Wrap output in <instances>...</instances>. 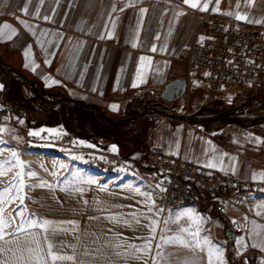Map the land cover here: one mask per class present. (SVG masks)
<instances>
[{"label":"crops","instance_id":"0c3cea01","mask_svg":"<svg viewBox=\"0 0 264 264\" xmlns=\"http://www.w3.org/2000/svg\"><path fill=\"white\" fill-rule=\"evenodd\" d=\"M191 3L198 7L192 8L183 0H0V61L35 79L38 90L47 97L71 98L78 100L80 105L95 103L113 119H127L141 112L133 111V104L144 106L160 94L168 82L186 76L189 47L205 12L235 13L247 18L239 21L264 28V0H219L218 3L217 0H191ZM129 4L133 6H126ZM204 4L208 5L207 10H200ZM25 6L27 13L23 11ZM142 8L147 9L143 15ZM45 16L50 19L45 20ZM227 16L236 19L235 15ZM21 20L31 30L25 28ZM5 23L16 30L14 35L11 29L3 28ZM141 57L146 59L142 61ZM12 82L20 87L21 96L16 97L12 92ZM0 85L3 86L0 88L2 113L13 121V128L25 130L22 137L8 135V139L28 142L29 145L20 151L29 157L42 155L34 152H40L38 150L47 145L66 148L71 159L76 157L73 148L62 142L64 132L74 136L77 146L107 148L127 158H138L151 146L169 160L181 158L200 169L264 182L261 175L264 174V121L239 125L228 119L214 118L213 110L217 108L232 113L229 105L233 102L223 103L219 94L207 89L202 82L192 81L187 95L170 103L174 112L193 115V119L171 118L148 111L125 121L129 122L127 130L138 139L129 147L112 137H82L76 119L68 112L65 117L74 119L76 127L70 128L67 121L63 122L64 105L77 103L68 101L63 106H42L38 99H31L34 95L31 86L1 63ZM139 90L143 96H134ZM237 97L234 96V100ZM242 101L238 100L237 104ZM4 135H0V140ZM16 152L14 148L0 149V154H11L12 158ZM77 157L83 159L72 163L80 170L51 181L47 180L45 169L21 182L19 175L11 177L19 173L20 167L16 170L15 164L8 163L5 171L0 167V192L3 193L0 218H5L9 191L16 190L21 183L25 186L21 189L25 193L22 194L23 208L29 206L34 211L26 215L16 213L15 221L5 226L4 232H14L22 217L25 221L35 219L41 224L49 221L47 227L54 231L53 241L63 246L57 254L74 257L72 261H56L55 264H208L209 245L203 240L204 250L201 251L174 239L179 236L188 244H194L189 232L197 230L201 238H209L211 246L222 253V260H217L213 254V264H232L229 259L232 245L244 249L260 242L259 236L253 238L252 222L264 225V194L248 198L250 214L235 205L230 206L232 215L244 221L246 228L242 240L229 243L213 209L205 212L199 205L190 204L169 210L163 218L160 214L154 215L158 211L154 199L152 195L149 198L140 194L150 192L143 188L138 176H114L90 170L84 165L86 157ZM209 163L214 166L208 167ZM253 174H256L255 179ZM90 179L96 183H87ZM29 185L33 187H27ZM5 189L9 191L4 192ZM19 194L15 197L17 200ZM189 209L191 218L188 215L176 218V214ZM170 218L174 222L166 227L164 221ZM152 221L156 222L155 233L148 227ZM24 228L15 233V240L21 247L31 239L30 233L43 232L42 228L28 229L26 223ZM151 235L155 239L150 253L129 247L143 246L144 238ZM8 239L12 238L6 235L5 240ZM166 240L170 242L165 243ZM0 246L15 252V256L5 252L0 258L19 264L20 253L16 251L15 242L0 241ZM42 247L46 245L42 243ZM253 248L261 250L259 246ZM24 257L28 258V254ZM48 261L52 264L50 257Z\"/></svg>","mask_w":264,"mask_h":264},{"label":"built area","instance_id":"2783aa9c","mask_svg":"<svg viewBox=\"0 0 264 264\" xmlns=\"http://www.w3.org/2000/svg\"><path fill=\"white\" fill-rule=\"evenodd\" d=\"M186 64L187 90L192 81H199L216 94L233 92L241 98L264 95V28L207 11L189 47ZM134 96H143V92L136 91ZM151 105L174 112L160 94L144 106L133 104L132 110L143 111ZM11 125L13 121L0 109V135ZM62 142L71 146L75 155L85 156L84 165L90 170L138 176L143 188L151 193L157 210L164 209L160 212L162 218L169 210L190 204L199 205L205 212L213 209L229 243L244 236L246 228L244 221L232 215L230 206L250 214L248 198L264 194L262 181L200 169L181 158L169 160L151 146L146 147L142 156L127 158L107 148L77 146L71 134L64 136ZM229 259L232 264H264V252L249 245L244 249L232 245Z\"/></svg>","mask_w":264,"mask_h":264},{"label":"snow or ice","instance_id":"6c2138e0","mask_svg":"<svg viewBox=\"0 0 264 264\" xmlns=\"http://www.w3.org/2000/svg\"><path fill=\"white\" fill-rule=\"evenodd\" d=\"M183 2L185 4H191L192 8H197L198 7V5L196 3H191V0H183ZM218 2H219V0H217V3ZM126 6H133V5L129 4V5H126ZM238 7H239V3L237 4V8ZM207 8H208L207 4H204V5L200 6V10H207ZM112 10L116 11V8L113 7ZM122 10L123 9H121V11ZM213 10L216 11L217 9H213ZM23 11L25 13H27V6H25ZM145 12H147V9H143L142 8L141 9V14L143 15V13H145ZM36 14L39 15V9H37V13ZM180 14L182 15L183 13H180ZM226 14L230 15V16L235 15V18L238 19V20L247 19L244 16H240L238 14L231 13V12L226 13ZM44 19L45 20H49L50 18L48 16H45ZM19 22L21 24H23L25 26V28H28L29 30H31L30 26L25 21L21 20ZM248 22H252V21H248ZM256 23H260V21H256ZM113 27H115V24H113ZM3 28L4 29H11V32H12L13 35L16 33V30L14 28H11V26L8 25L7 23H5L3 25ZM9 38H11V37L9 36ZM101 38H103V37H101ZM157 39H158V37H157ZM201 39H203V38H201ZM151 50L153 52L156 51L155 46H153ZM140 59L143 61L146 58L145 57H141ZM46 63H48V62L46 61ZM33 70H35V69H33ZM205 75H208V73H206ZM136 86H137L136 84H133V87H136ZM2 87L3 86L0 85V88H2ZM112 107H113V110H115L116 106L113 105ZM257 139H259V138H257ZM81 143H83V142H81ZM113 150H115V148H113ZM73 159H83V157H73ZM17 163H19V161H17ZM207 166L208 167H213L214 165L209 163ZM60 167L64 168V167H66V165L61 164ZM52 174L55 175V173H52ZM27 175L35 176L36 173L29 171L27 173ZM261 175L264 176V174H261ZM255 177H256V174H253V179H255ZM87 183L92 184V183H96V181L90 179V180L87 181ZM23 187H25V186L22 183L19 186H17L16 187L17 193H19V191ZM27 187H33V186L29 185ZM101 187L104 188V187H106V185L105 186H101ZM128 187H132V186L129 185ZM157 187H159V185H157ZM160 190L161 191H165V189H163V188H161ZM7 191H9V189H5L4 190V192H7ZM79 191H83V189H79ZM136 191L139 192V189L137 188ZM140 194L141 195H145V196H147L149 198L151 196V193H140ZM2 198H3V193L0 192V199H2ZM11 198L12 197H10V199ZM153 203H155V201H153ZM21 204H23V198L21 199ZM150 210L151 209H149V211ZM0 211H2V209H0ZM15 211L19 215L23 211V209L20 206H18L17 210H15ZM163 211H164V209H159L156 213H154V215H159L160 212H163ZM182 215H188L191 218V210L190 209L189 210H185L184 212L176 214V218H179V216H182ZM257 215H261V213L257 212ZM112 218L115 219V217H112ZM133 218L136 220V223L140 222L139 219L135 217V214H133ZM201 219H205V218H201ZM245 219L247 220V217H245ZM13 222H14V217H12L11 214H9V217H8L7 220H4V219L0 218V241H4L6 244H12L13 242L16 243V251L20 253L19 264H49L48 257L51 258L52 264H55L56 261H64V260L72 261L74 259V257L70 256V255H58L57 254L58 252L62 251L63 246L62 245H58V244H56L53 241L54 231L50 230L47 227L50 224L49 221L44 220L43 223L41 224L38 220L29 219V220L25 221L24 218L22 217L20 225L15 229L14 232L5 233L4 232L5 226L8 225V224H11ZM127 222L128 221H125V223H127ZM171 222H174L171 218L168 219V220H165L164 221L165 226L167 227V225L169 223H171ZM25 223L27 224L28 229L42 228L43 232L30 233L31 239L29 241H26V246L25 247H21L19 241L15 240V233L24 231L25 230V228H24ZM70 223H74V222H70ZM233 223H235V221H233ZM252 224H253V230H252L253 231V238L255 239L257 236H259V238H260L259 244L258 243H253L252 246L253 247L259 246V247H261V250L264 251V225H257L255 221H253ZM155 225H156V222L152 221L151 224L148 226L152 233H155ZM257 229H261L262 231L261 232H257ZM184 231H187V229H184ZM6 235L8 237H11L12 239L5 240V236ZM189 235L192 236V238H193V240L195 242L194 244H188L186 241L183 240L182 237H179V236L175 237L174 239L180 240L181 243L184 246H186V247L199 248L201 251L204 250V247H203V245L201 243V241L203 240L205 244L209 245V248H208V264H213L212 258H213V254L214 253L216 254V259L217 260H222V253H221L220 249L211 246L212 242L209 240V238H207V237L201 238L199 236V230H197L196 232H189ZM144 239H145V243H144L143 246L129 245V247L138 249L140 251H144L145 253H150L151 252V248H152V240L155 239V236L151 235L149 237H145ZM242 239L243 238H241V240ZM168 242H170V241H167V240L165 241V243H168ZM42 243L44 245H46V248L42 247ZM33 245H35V247H33ZM159 247H160V245H157V248H159ZM5 252H11L15 256V252H13L12 248L5 249L3 246H0V254H3ZM25 253L28 254V258L24 257ZM158 255H160V254L158 253ZM0 264H15V262L14 261H9L8 259H5V258H0Z\"/></svg>","mask_w":264,"mask_h":264},{"label":"rangeland","instance_id":"374dc122","mask_svg":"<svg viewBox=\"0 0 264 264\" xmlns=\"http://www.w3.org/2000/svg\"><path fill=\"white\" fill-rule=\"evenodd\" d=\"M27 94H30L29 90H27ZM45 95V94H44ZM236 96V95H234ZM234 96H233V92H229V93H222L219 94V98L224 102H229L232 101L233 103L230 104V110H232L234 115L240 116L241 120L244 123H250L251 119H253L256 116L262 115L264 114V95H258V96H254V97H246V98H240L239 96L234 100ZM49 98H51L49 96ZM52 99V98H51ZM239 101H242V104H237ZM42 106H47L48 104L44 103V102H39ZM220 109V108H217ZM229 111V110H228ZM230 112V111H229ZM65 120L67 121V124L70 126V128L76 127V123L75 120L70 118V117H65ZM12 127V128H11ZM7 128H11L4 131V137L1 136L0 140V149H11L14 148L17 152L15 153V157L12 158V155H7V153H3L0 154V167L2 166L3 169L2 171H5L7 168V163L8 165L10 164H15L17 167L15 168L16 170H18V167H20V171L17 174H11V177L13 178L14 176L18 177V175L21 177V182L24 180V178L26 177H33V176H29L27 175V173L29 171L31 172H35L38 175V170H44L46 171V177L48 181L51 180H57L60 177L65 178L66 176L70 175L73 170H78L79 168H77L75 166V164L72 163V159L70 158V154L69 151L66 148H56L52 145H47L46 147H43L45 149L43 150H38L40 152H34V153H41L42 155H36V157H29V154L27 153H22L21 151L26 148L29 144L26 141H14V140H9L8 139V135H20V137H22L23 133L25 132V130L23 128H13V126L7 127ZM63 136H67V133H62ZM62 136V137H63ZM54 137V136H53ZM62 137H59V139H61ZM13 137H11L12 139ZM57 138V137H55ZM53 144L55 143H59L58 141H50ZM48 141V143H50ZM38 148V146L36 147ZM22 149V150H21ZM21 150V151H20ZM40 156V157H38ZM17 161H19V163H17ZM61 164L66 165V167L62 168L60 167ZM74 168V169H73ZM25 170V172H24ZM80 170V169H79ZM52 173H55V175H57L58 177L55 178V175H53ZM10 197H12L10 199L7 200V203L5 205V210H6V215L5 218H3L4 220H7L9 217V214H11L12 217H14V221L15 218L17 217V212L15 210H17L18 206H20L23 211L21 212V214H33L34 211L32 209V207L29 208V206L25 209L23 208V204H21V199L22 194L24 193L23 190L19 191V195H18V200L17 198V191L16 190H10ZM25 194V193H24ZM15 198V199H14ZM8 224V225H12Z\"/></svg>","mask_w":264,"mask_h":264},{"label":"water","instance_id":"95a60500","mask_svg":"<svg viewBox=\"0 0 264 264\" xmlns=\"http://www.w3.org/2000/svg\"><path fill=\"white\" fill-rule=\"evenodd\" d=\"M1 64H3L4 66H7L8 68H10L13 72H15V74L20 78V80L26 84H29L31 86L32 92L33 94L37 97V99L41 102H44L50 106H55V105H60L63 106L65 102H73V103H77L80 104V102L78 100H73L71 98H59V99H51L45 95H43L37 88V81L35 79H32L30 77H28L27 75H25L24 73H22L20 70H18L17 68L10 66L8 63L0 61ZM188 90H187V79L186 77H178L173 79L172 81L168 82L164 89L162 90V92L160 93V96L162 98V100L167 101L169 103L172 102H176L177 100H179L180 98L184 97L185 95H187ZM158 105H161L160 103ZM85 106H92L94 107L104 118L113 121L115 123H122L125 122L127 120H132L135 119L137 117H139L140 115L145 114L148 111H156L159 113H163L168 117L171 118H182V119H193V115L190 114H179L177 112H166L165 110L151 105L146 107L143 111L140 112L139 115L133 116V117H129L127 119H121V120H115L112 117L108 116L106 113H104V111L95 103H90V104H85ZM213 117L216 119H228L231 120L233 122H235L236 124L239 125H246L242 120L240 116L234 115L232 113H230L228 110L226 109H218V110H213ZM260 121H264V114L256 116L252 119V121L250 122V124H255L257 122ZM228 234H231V232H228Z\"/></svg>","mask_w":264,"mask_h":264},{"label":"trees","instance_id":"16d2710c","mask_svg":"<svg viewBox=\"0 0 264 264\" xmlns=\"http://www.w3.org/2000/svg\"><path fill=\"white\" fill-rule=\"evenodd\" d=\"M11 90L16 97L22 94L20 87L15 82L11 83ZM31 99L37 100V97L33 95ZM67 112L70 117L76 119V123L80 129L79 134L82 137H112L124 147H129L132 141H138V139L132 135V132L126 128L129 122L114 123L104 118L93 107L80 104H73L72 106L64 105L62 112L63 122H66L65 116Z\"/></svg>","mask_w":264,"mask_h":264}]
</instances>
